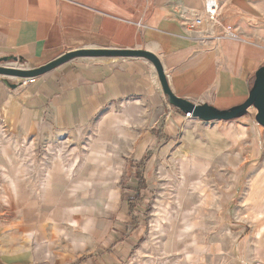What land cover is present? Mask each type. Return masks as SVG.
<instances>
[{
    "label": "rangeland",
    "instance_id": "1",
    "mask_svg": "<svg viewBox=\"0 0 264 264\" xmlns=\"http://www.w3.org/2000/svg\"><path fill=\"white\" fill-rule=\"evenodd\" d=\"M220 3L233 32L264 45V0ZM146 113L119 102L83 129L34 136L0 121V264H262L254 247L264 236H253L264 230V127L253 131L251 148L248 131V156L226 145L230 152L206 158L193 144L211 124L185 116L154 156L134 161ZM188 134L195 140L185 142ZM133 176L145 186L134 198L137 228L119 208ZM110 247L111 257L103 253Z\"/></svg>",
    "mask_w": 264,
    "mask_h": 264
},
{
    "label": "crops",
    "instance_id": "2",
    "mask_svg": "<svg viewBox=\"0 0 264 264\" xmlns=\"http://www.w3.org/2000/svg\"><path fill=\"white\" fill-rule=\"evenodd\" d=\"M204 1L0 0V59L16 57L25 68L35 69L83 49L146 51L160 61L176 97L230 109L248 98L255 74L264 66V45L229 28L221 19V0L219 22L190 29V14L203 10ZM10 83L16 87H8L0 78V121L22 136L47 129H83L119 102L144 108L147 113L141 123L148 127L134 138L129 154L134 161L154 156L157 146L171 140L187 120L169 103L156 67L144 57H79L42 76ZM251 109L232 121L205 122L211 125L204 128L201 142L193 144L196 150L210 158L230 152L225 146L231 145L241 157L248 156L252 150L246 149L245 137L252 131L251 148L253 131L260 125ZM194 140L190 134L185 138V142ZM217 144L220 147L215 149ZM140 181L133 176L123 187L119 204L122 219L131 218L129 226L135 228L140 199L134 198L145 191ZM139 230L124 239L131 242L141 235ZM263 232L253 237L259 241ZM256 243L264 264V242ZM110 251L111 247L103 253L111 257Z\"/></svg>",
    "mask_w": 264,
    "mask_h": 264
},
{
    "label": "water",
    "instance_id": "3",
    "mask_svg": "<svg viewBox=\"0 0 264 264\" xmlns=\"http://www.w3.org/2000/svg\"><path fill=\"white\" fill-rule=\"evenodd\" d=\"M144 57L150 60L158 72L162 85V90L169 103L181 110L184 114L191 113L194 119L203 122L232 121L241 118L249 113L250 108L257 110L255 119L264 127V66L260 67L256 74L248 98L241 104L230 109L220 110L208 104H195L191 101L176 97L169 88L164 69L153 54L141 50H110V49H83L68 52L48 64L35 69H20L10 66H3L10 60L17 61L16 57H4L0 59V75L7 77H20L31 79L42 76L59 66L79 57ZM10 88H15L16 84H11L8 80H2Z\"/></svg>",
    "mask_w": 264,
    "mask_h": 264
},
{
    "label": "built area",
    "instance_id": "4",
    "mask_svg": "<svg viewBox=\"0 0 264 264\" xmlns=\"http://www.w3.org/2000/svg\"><path fill=\"white\" fill-rule=\"evenodd\" d=\"M220 10V3L218 0H205L203 10L190 14V18L188 19L189 28L194 30L205 23L214 24L219 22ZM185 116L187 118H192L191 113H187Z\"/></svg>",
    "mask_w": 264,
    "mask_h": 264
},
{
    "label": "bare ground",
    "instance_id": "5",
    "mask_svg": "<svg viewBox=\"0 0 264 264\" xmlns=\"http://www.w3.org/2000/svg\"><path fill=\"white\" fill-rule=\"evenodd\" d=\"M17 187V186H16ZM195 238V237H194ZM191 240V239H190ZM197 246V245H196Z\"/></svg>",
    "mask_w": 264,
    "mask_h": 264
}]
</instances>
